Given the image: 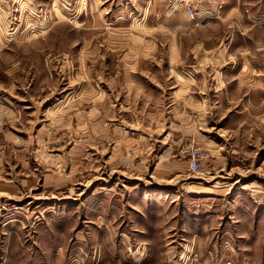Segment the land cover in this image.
<instances>
[{
    "label": "rangeland",
    "instance_id": "rangeland-1",
    "mask_svg": "<svg viewBox=\"0 0 264 264\" xmlns=\"http://www.w3.org/2000/svg\"><path fill=\"white\" fill-rule=\"evenodd\" d=\"M0 264H264V0H0Z\"/></svg>",
    "mask_w": 264,
    "mask_h": 264
},
{
    "label": "built area",
    "instance_id": "built-area-1",
    "mask_svg": "<svg viewBox=\"0 0 264 264\" xmlns=\"http://www.w3.org/2000/svg\"><path fill=\"white\" fill-rule=\"evenodd\" d=\"M188 15L191 19H195V13L192 10L188 11ZM206 158H208V156H204V155L202 156L200 152L195 151L192 154V158L190 161V165H189L190 170L194 172L200 171L202 162H204Z\"/></svg>",
    "mask_w": 264,
    "mask_h": 264
},
{
    "label": "crops",
    "instance_id": "crops-1",
    "mask_svg": "<svg viewBox=\"0 0 264 264\" xmlns=\"http://www.w3.org/2000/svg\"><path fill=\"white\" fill-rule=\"evenodd\" d=\"M4 45V44H3ZM191 77H193V75L191 76ZM184 81V80H183ZM195 81V80H194ZM184 89H185V91H186V94L187 95H191L193 92H191V89H192V87H191V82H190V84H189V86H182ZM178 89H179V87H178ZM180 89H182V88H180ZM179 89V90H180ZM185 91H184V93H185ZM188 101H190V104H191V108H190V111H191V109H192V111L194 110V112L196 111V107H198L199 109H202L204 106L206 107V102H201V101H197V100H193L191 97H189L188 98ZM194 109H193V108ZM195 118L196 117H194V118H186V120L185 121H189V124L190 125H194V122H195ZM192 123V124H191Z\"/></svg>",
    "mask_w": 264,
    "mask_h": 264
}]
</instances>
